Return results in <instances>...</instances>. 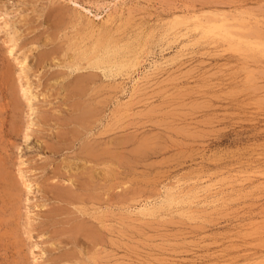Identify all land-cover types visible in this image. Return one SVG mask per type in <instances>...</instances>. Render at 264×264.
Segmentation results:
<instances>
[{
    "label": "rangeland",
    "instance_id": "374dc122",
    "mask_svg": "<svg viewBox=\"0 0 264 264\" xmlns=\"http://www.w3.org/2000/svg\"><path fill=\"white\" fill-rule=\"evenodd\" d=\"M116 1L0 0V264H246L253 255L264 260V58L250 73L246 61L254 64L252 57L187 36L167 43L159 32L160 21L181 7L243 5L260 13L264 0H126L111 37L123 43L138 37L125 41L132 48L146 37L150 52L146 47L141 64L124 73L88 69L78 53L102 34H88L85 23L99 28L100 16ZM14 40L18 50L11 54ZM24 53L30 57L22 68ZM70 58L87 69L68 65ZM80 74L86 82V75H95L94 83L87 85ZM81 79L86 100L71 90ZM27 86L32 91H24ZM79 100L98 110L94 115L80 107L96 119L79 114L91 127H83ZM75 119L83 121V136L74 133L82 131ZM90 142L97 153L108 151L106 162L103 155L81 153ZM73 180L91 186H72ZM68 187L81 193L73 198ZM169 187L197 192L173 209L165 199ZM146 201L163 202L155 206L159 213L165 201V215L140 218ZM77 226L96 227L101 239L92 242Z\"/></svg>",
    "mask_w": 264,
    "mask_h": 264
},
{
    "label": "bare ground",
    "instance_id": "6f19581e",
    "mask_svg": "<svg viewBox=\"0 0 264 264\" xmlns=\"http://www.w3.org/2000/svg\"><path fill=\"white\" fill-rule=\"evenodd\" d=\"M126 3V0H123V1H116V2H114L113 4H109L107 7L109 8V10L107 11V12H109V13H107L106 15H104V16H100V19L102 18V22H101V25H99L100 27L98 28L97 27V25L96 24H94V22H88V23H85V25L87 26V29L84 27V29H86V30H89V31H87L88 32V34H94V33H98V34H102V35H100L98 38L96 37L97 35H93L94 36V38L95 39H97L96 41H95V39L93 40L92 39V41H88L89 42V44H92L91 42H94L93 43V45H91V47H90V45H89V47L88 46H86L84 43H83V49L81 48L82 46H79L80 45V43L77 45V48H81L82 49V51H81V49H80V51L81 52H79L78 54V57H80V59H86L87 60V63H85V64H89V65H85L86 67H88V69H89V67H92V68H102L103 70H105L106 72H108V73H120V72H122V70H123V73H124V69L125 68H129L128 70H133V69H131V68H135L136 67V65L138 66V64H141L140 62H141V59H142V53H143V51L145 50V48L147 47L148 48V50H149V52H150V49H149V47L150 46H146L147 44V42H148V39H147V41H145V39H146V37L145 38H143L144 39V41L143 40H141V41H143V42H141V41H139V42H141L138 46H137V44H135V45H133L134 47L132 48V45L130 46V44H132L131 42H130V44L129 43H125V41L127 40V42H128V40L129 41H132L133 42V40H132V38H138V37H136V36H133V37H131V39H125V41H124V43H123V40H122V42L121 41H119V38L118 39H116L115 40V37H117V36H114V39L111 37V35L113 34V35H115L114 34V32L113 31H111V34H110V30H111V26H112V24L113 23H117V21L119 22L120 20H122V17H120V15H121V13H123V11H124V4ZM243 5H237V6H235L232 10H216V11H211V10H202V9H195V8H187V6L186 7H184L183 9H182V7L180 8V10H176V11H173L172 13H170L169 15H168V17H167V19H168V21H167V19L166 18H164V21L163 20H161L160 21V23L159 24H161V28L163 29L162 31H159V32H162V36L163 37H165V38H167V40L165 41V42H169V41H177L178 39H180L181 37H190V38H194L195 40H202V41H198L199 43L200 42H202L203 44L204 43H206V44H209V45H213V46H215V47H217V48H221V47H226V49H228V50H233V51H236V52H238L239 54H241V55H243V56H247V57H252L254 60H253V62H254V64L253 63H251L250 61H246V66H247V68H248V70H249V72L250 73H252V69L251 68H253V65H257V63H258V59L260 60V58H264V11H261L260 13H255L254 12V10H249V9H244L243 7H242ZM84 8V7H83ZM86 9V8H85ZM87 10H89V9H87ZM96 15H98V14H96ZM106 17V18H105ZM166 19V20H165ZM60 22L62 23V21H61V19H60ZM59 22V23H60ZM158 24V25H159ZM7 25V24H6ZM8 26V25H7ZM105 31H104V30ZM155 30V28L153 29V31ZM156 30H157V28H156ZM161 30V29H160ZM16 31V30H15ZM108 31V32H107ZM151 31L152 30H150V31H148V33H150V35L152 36V34H153V31H152V34H151ZM104 32V33H103ZM108 33V35H107V33ZM16 33H18V32H16ZM138 33V32H137ZM15 34V33H14ZM110 34V35H109ZM143 34V33H142ZM144 34H146V33H144ZM144 34H143V36H144ZM91 35V36H92ZM131 35V34H130ZM136 35V34H135ZM146 35H148L149 37H150V35L149 34H146ZM145 35V36H146ZM156 35V34H155ZM159 35V34H158ZM18 36V35H17ZM90 35H89V37H91ZM139 36H140V33H139ZM161 35H159V37H160ZM161 36V37H162ZM12 38H14L13 36H11ZM122 37L123 36H121V39H122ZM127 37H128V35H127ZM130 37V36H129ZM128 37V38H129ZM148 37V38H149ZM153 37L154 38H157L158 36L156 35V36H154L153 35ZM161 37L159 38V40H157V41H159L160 42V40H161ZM124 38H125V36H124ZM152 37H150V39H151ZM15 39V38H14ZM88 39V38H87ZM120 39V40H121ZM17 40V39H16ZM16 40H14V43H12V47H10V50H9V52L11 53V54H15V52H17V50H18V48H16V46H17V41ZM86 40V39H85ZM85 40H83V41H85ZM89 40H91V39H89ZM118 40V41H117ZM135 40H137V39H135ZM195 40H193L192 39V41H195ZM151 41V40H150ZM161 41H163V40H161ZM183 41V40H182ZM190 41V40H189ZM189 41H185V42H182L183 44H185V43H187V45H190V44H188V42ZM85 42H87V41H85ZM87 42V43H88ZM137 42H138V40H137ZM155 43H156V41H154ZM153 41H152V43H154ZM77 43V42H76ZM135 43V42H134ZM171 43V42H170ZM174 43V42H173ZM194 43V42H193ZM198 43V44H199ZM157 44V43H156ZM82 45V44H81ZM85 45V46H84ZM88 45V44H87ZM149 45V44H148ZM153 45V44H152ZM193 45H197V44H193ZM201 45V44H200ZM186 46V45H185ZM18 47V46H17ZM84 47L85 48H87V49H84ZM152 48V47H151ZM75 49V48H74ZM225 49V48H224ZM75 50H77V49H75ZM74 50V51H75ZM147 50V49H146ZM145 50V51H146ZM79 51V50H78ZM78 51H75V52H78ZM74 52V53H75ZM149 52L147 53V54H149ZM144 54H146V53H144ZM144 54H143V56H144ZM23 55V59H22V63L21 64H24L23 66H22V68L24 67H26V65H25V63L27 62V60L29 59V54L28 53H24V54H22ZM75 55V54H74ZM73 55V56H74ZM72 56V55H71ZM70 56V57H71ZM77 57V58H78ZM72 58H74L75 59V56L74 57H72ZM79 59V58H78ZM79 59V60H80ZM176 59V58H175ZM70 60H71V58H70ZM69 60V61H70ZM83 60H81V62L83 61ZM86 60H84V62H86ZM66 61H67V59H66ZM72 61V60H71ZM75 61H77V60H75ZM74 61V62H75ZM83 62V63H84ZM71 64H68V63H66V64H68V65H75V63H73V61L72 62H70ZM73 63V64H72ZM77 63V62H76ZM156 63V62H155ZM59 64V63H58ZM59 65H62V64H59ZM64 65V64H63ZM67 65V66H68ZM28 66V65H27ZM77 68H80V66H82V68L84 69V68H86V67H84V64H81L80 63V65L77 63V65H75ZM155 66V65H154ZM70 67V66H69ZM72 68H73V66H71ZM70 69L71 71L73 70L74 71V69H75V67H74V69ZM77 68H76V70H77ZM156 68V67H155ZM158 68V67H157ZM81 69V68H80ZM79 69V70H80ZM87 69V68H86ZM91 69V68H90ZM26 70H27V68H26ZM75 70V71H76ZM78 70V71H79ZM99 70V69H98ZM102 70V71H103ZM128 70H125L126 72H128ZM24 71H25V69H24ZM24 71H22V72H24ZM26 72V71H25ZM105 72V73H106ZM125 72V73H126ZM104 73V74H105ZM123 73H121V75H124ZM130 73V72H129ZM95 74V73H94ZM128 74V73H127ZM89 75H91L92 76V72H90V74L88 73V76ZM107 76H108V74H106ZM116 75V74H115ZM120 75V74H119ZM126 75V74H125ZM82 76L83 75H81L80 74V77L82 78ZM87 75H86V77H87V79L89 80V81H94V80H92V78L93 77H91V79H89V77H88ZM110 76H111V74H110ZM96 76L94 75V78H95ZM113 77H116V76H114V74H113ZM79 78V77H78ZM83 78H85V77H83ZM82 78V79H83ZM93 78V79H94ZM253 78H255L254 76H253ZM81 79V80H82ZM77 80V79H76ZM75 80V81H76ZM78 80H80V79H78ZM84 81L86 80V79H83ZM81 81V82H76L77 84L75 85V87L74 88H72L71 86V90L72 89H75V91H77V92H74L77 96H80L82 93H84V95L83 96H85V92H87L88 93V91H86L84 88V84H83V82L84 81ZM87 80V85H88V83H89V81ZM84 82V83H85ZM85 83V84H86ZM91 83V82H90ZM89 83V84H90ZM94 83V82H93ZM71 84H73V83H71ZM74 86V85H73ZM86 87H88V86H86ZM90 87V86H89ZM30 87H28L27 86V88H25L26 90H24V91H28V89H29ZM30 90L32 91V89L30 88ZM87 90H88V88H87ZM83 91H85V92H83ZM133 91H135L134 89H133ZM27 93V92H26ZM80 93V94H79ZM87 93H86V98L84 97V98H82V99H84V100H86L87 99ZM135 93H136V91H135ZM33 97V96H32ZM35 97H36V95H35ZM81 97H82V95H81ZM80 97V98H81ZM29 98H31V97H29ZM81 99V100H82ZM29 100H31V99H29ZM81 100H79L81 103H83V101H81ZM32 101H33V99H32ZM31 101V102H32ZM30 102V103H31ZM80 102H79V105H78V103H77V105L79 106L78 108H79V111H80V107H82V106H84L83 107V109L85 110V109H88V110H90L89 112H91V113H93L94 115H96L95 113H97V111L98 110H96L95 111V113L94 112H92V111H94L95 109L93 108V106H92V104H89L88 102H86V101H84V103H83V105H81L80 104ZM86 102V103H85ZM96 102H97V100H96ZM99 102V101H98ZM87 103H88V105H87ZM101 103V102H100ZM125 104H128V103H125ZM89 106V108L87 107V106ZM91 105V106H90ZM32 107V106H31ZM87 107V108H86ZM91 108V109H90ZM96 108V107H95ZM93 109V110H92ZM97 109V108H96ZM81 110H82V108H81ZM92 110V111H91ZM81 113V111L78 113V115ZM85 112L84 111H82V113L81 114H84ZM87 113H88V111H87ZM91 113H89L88 115L87 114H84V115H87V116H89V118H91L92 116V114ZM97 114H99V113H97ZM77 115V116H78ZM76 116V117H77ZM80 116V115H79ZM79 116H78V118H79ZM82 116V117H81ZM80 116V118L82 119L83 118V115H81ZM87 116H84L86 119H84L83 121H84V125L86 124L87 125V123H88V125L91 127L92 126V122H90L89 121V118L87 117ZM78 118H76V119H78ZM88 118V119H87ZM75 119V120H76ZM81 119H79V120H76V122H77V124H79L80 123V125L79 126H81V124H82V120ZM92 119H93V117H92ZM95 119V118H94ZM93 119V120H94ZM82 121V122H79V121ZM88 121V122H87ZM95 121H96V119H95ZM31 122H33V121H31ZM86 122V123H85ZM91 123V125H90V123ZM31 124V123H30ZM86 125L85 126H83V124H82V126L83 127H85V128H87L86 127ZM82 126L80 127L81 128V130L82 131H80V129H76V131H75V129H72V133H73V131H75L74 133L76 134V132H78V134H76V135H80V134H82V133H84V131H87V130H85L84 128H82ZM75 127H77V125L75 126ZM29 131V130H28ZM27 131V132H28ZM90 131H91V128H90V130H89V133H90ZM80 132H82V133H80ZM30 133H31V131H30ZM29 133V134H30ZM88 133V132H87ZM86 133V136L88 135ZM28 134V133H27ZM26 134V135H27ZM28 134V135H29ZM85 134V133H84ZM27 135V137L29 138V136ZM80 136H83V134L82 135H80ZM80 136H75V137H80ZM85 137V136H84ZM77 138H75V139H77ZM81 138V137H80ZM80 138H79V140H80ZM86 139H87V137H85ZM82 139H84V138H81V141H82ZM115 139V138H114ZM78 140V139H77ZM85 140V139H84ZM83 140V143H85V142H87V140H85L84 141ZM98 141V140H97ZM111 140H109V142H110ZM106 142V141H105ZM116 142V141H115ZM82 143V144H83ZM114 142H112V144H113ZM91 144H93V143H91L90 142V144L88 143V148H92L91 149V151L92 152H90V151H87L89 154H87V152H86V149H88V148H86V145L84 146V144H83V148H81V150L82 149H84L85 151L84 152H81L82 154L84 153V156L86 157V155H90V154H92L93 155V157L94 158H96L97 157V159H98V154H100V153H97L96 151H94V150H96V149H93V147H91L90 145ZM98 145L100 144V143H97ZM102 144V143H101ZM99 145L100 146V148H101V150H102V148H105L106 146H104V144L103 145ZM105 145H107L108 146V144H105ZM110 146V145H109ZM108 146V147H109ZM113 146V145H112ZM112 146H111V148H112ZM115 146V145H114ZM117 146V145H116ZM85 147V148H84ZM107 147V148H108ZM94 148H96V144H95V147ZM99 148V147H98ZM97 148V151L98 152H100L99 151V149ZM106 148V149H107ZM110 148V147H109ZM108 148V149H109ZM104 150V149H103ZM114 150V149H113ZM115 150H116V148H115ZM83 151V150H82ZM110 152H111V150H109ZM86 152V153H85ZM107 152L108 151H106L105 152V154H106V156L108 155L107 154ZM103 153V151H101V156H102V158L101 157H99L101 160L103 159L104 160V156H105V154H102ZM113 153V152H112ZM111 153V154H112ZM116 153V151H114V154ZM86 154V155H85ZM110 154V155H111ZM99 155V156H100ZM84 156H83V159L82 160H86L87 159V162H88V160L90 159V157H88V158H84ZM108 157V156H107ZM111 157H114V158H112V159H116L115 158V156H112L111 155ZM92 158V157H91ZM93 159V158H92ZM92 159H91V161H92ZM97 159H94L93 161H95V160H97ZM106 159V158H105ZM108 160V159H107ZM90 161V160H89ZM90 161V162H91ZM105 161V160H104ZM102 162V163H104L105 164V162ZM111 160L109 159V161L108 162H110ZM113 162H115L114 160H112ZM86 162V161H85ZM84 162V164L86 165L87 163H85ZM97 162V161H96ZM89 163V162H88ZM92 163V162H91ZM98 163V162H97ZM97 163H96V166H97ZM102 163H100V164H102ZM110 165H112L111 163H109ZM115 164H116V162H115ZM114 163H113V165L112 166H116ZM127 164V163H126ZM106 166H108V164L106 163L105 164ZM95 166V165H94ZM84 167V166H83ZM82 167V169H84ZM111 168V167H110ZM111 169H113V168H111ZM95 170V169H94ZM112 171H114V169L112 170ZM94 172V171H93ZM85 173V172H84ZM83 173V174H84ZM94 175H97L96 173H94ZM98 175H99V173H98ZM70 176V175H69ZM68 176V177H69ZM76 176V178H77V176H78V174L77 175H75ZM90 177V179L92 178V180H93V178L94 179H96L97 177L95 176V177H91V176H93V175H89ZM71 177V176H70ZM73 177H74V175H73ZM89 179V183H90V180ZM190 179V178H189ZM67 180H68V178H67ZM75 180V179H74ZM74 180H73V184H72V182H70L71 184L70 185H72V186H78L79 184L77 183L76 184V181L77 180H79V178L78 179H76V181H75V183H74ZM65 181V180H64ZM69 181H72V179H69ZM86 181L87 180H85V181H81L82 183V185L84 184H86V185H89V183H88V181H87V183H86ZM186 181H188V180H186ZM78 182V181H77ZM85 182V183H84ZM185 182V181H184ZM97 183V179H96V182L94 183V184H96ZM99 183V182H98ZM98 183H97V185H98ZM81 184L79 185V186H81ZM91 184V183H90ZM85 185V186H86ZM99 185H101L100 183H99ZM180 186H181V184H179ZM183 185V184H182ZM89 186H91V185H89ZM93 186V185H92ZM112 186V185H111ZM110 186V187H111ZM94 187H96V186H94ZM172 187V186H171ZM175 187H177V185L175 186ZM69 188L70 187H68V190L67 191H70V190H72L71 191V193H72V195L71 194H67V195H70V196H74L73 198H75V196L76 195H78L79 193H81V192H79V193H77V191L75 192L73 189H70L69 190ZM77 188V187H76ZM79 188V187H78ZM81 188V187H80ZM88 187H86V189H87ZM92 188V187H91ZM173 188H174V186H173ZM180 188V190H178V193L177 192H171L170 191V189H172V188H167V189H169V191H170V193H167L166 194V202H168L171 206L170 207H173V206H175L177 203H179V205H180V203H183V202H186V204H184L183 203V205H187V202H191V200H190V198H191V195L194 193V194H196V192L197 191H193V190H191V192L189 191V190H185L186 192H188V193H186V194H184V192H181L182 190V188L181 187H179ZM82 189V188H81ZM106 189H109V188H106ZM178 189V188H177ZM85 190V189H84ZM88 190H89V188H88ZM91 190H93V188L91 189ZM90 190V191H91ZM94 190H95V188H94ZM96 190L98 191L99 189L96 187ZM110 190H111V188H110ZM166 190V189H165ZM64 191H66L65 189L63 190V192ZM82 191V190H81ZM89 191V192H90ZM177 191V190H176ZM180 191V192H179ZM192 191H193V193H192ZM60 192H62V191H60ZM61 193V194H63V196H61L62 198H64L65 196H66V193L64 194V193ZM73 192H75L74 193V195H73ZM88 192V193H89ZM67 193H70V192H67ZM86 193H87V190H86ZM86 193H85V191H84V194L86 195ZM183 193V194H182ZM190 193H192L191 195H190ZM76 194V195H75ZM83 193H82V195H84ZM59 195H60V193H59ZM81 195V194H80ZM79 195V196H80ZM89 195V194H88ZM88 195H86V196H88ZM91 195V197L90 198H93L92 196L94 195H96V194H94V191L92 192V194H90ZM99 195V194H98ZM164 197H165V195H163ZM60 197V196H59ZM88 197V198H89ZM195 197V196H194ZM198 197V196H197ZM71 198V197H70ZM162 198V197H161ZM193 198V197H192ZM191 198V199H192ZM87 199V198H86ZM163 200H164V198H162ZM64 200V199H63ZM69 200V199H68ZM80 200V199H79ZM161 200V199H160ZM78 201V200H77ZM151 201V200H150ZM154 201V200H153ZM152 201V202H153ZM157 202H161V201H159V200H156ZM67 202V201H66ZM152 202H147L146 201V203L145 202H142V203H145L142 207H141V209H140V214H141V216H140V218L143 216V217H145V218H147L148 216H158V215H162V209L164 208V206L166 205L165 204V201H164V206H162L163 208L160 210L161 212L159 213L157 210H158V208H155V206H157V205H159V204H154V203H152ZM193 203L191 204V206L193 205V204H195L194 203V201H192ZM68 203V202H67ZM163 203V202H162ZM161 203V205H163ZM73 204V203H72ZM173 204V205H172ZM175 204V205H174ZM189 204V203H188ZM190 204H189V207H187L186 206V208H187V210L188 211H192V213L194 212L191 208H193V207H191L190 206ZM161 205H159V206H157V207H160L161 208ZM166 207V206H165ZM176 207V206H175ZM175 207H173V209L175 208ZM181 206H179V208H180ZM138 208H140V207H138ZM176 208H178V207H176ZM183 208V207H182ZM181 208V209H182ZM190 210H189V209ZM135 209H137V208H135ZM165 209H168V207H166V208H164V210ZM172 210V209H171ZM176 210H178V209H176ZM169 211H170V208H169ZM137 212H138V210H137ZM172 212V211H171ZM184 212V210L182 211V212H180V214L181 213H183ZM156 213H158V214H156ZM194 213H196V212H194ZM166 214H167V212H166ZM186 213H184V214H182V215H185ZM139 215V214H138ZM165 214H163L162 216H164ZM192 215V214H191ZM194 215H196V214H194ZM193 215V216H194ZM186 216L187 217H189V215H187L186 214ZM142 217V218H143ZM145 218H143V219H145ZM150 218V217H149ZM153 218V217H152ZM190 219H195V217L194 218H190ZM85 220V219H84ZM83 220V221H84ZM87 220V219H86ZM83 221H82V223L80 224V223H78V221L77 222H75V224H77L78 223V225H85L84 223H83ZM87 224H89V225H91L90 223H87ZM73 226V225H72ZM78 227V226H77ZM73 228H76L75 226L74 227H72V229L71 230H74ZM93 228V229H92ZM92 228H90V226H88V227H84L83 228V226L80 228V227H78L77 229H78V232L80 231V233H83V232H81V231H84L85 233H87V236L90 238V239H92V242H94V241H96L98 238H99V236H102L97 230H95L96 229V227H92ZM95 228V229H94ZM80 229V230H79ZM77 232V231H76ZM74 233V232H73ZM75 234V233H74ZM77 235H78V233H76ZM77 235H76V237H77ZM82 235V234H81ZM86 235V234H85ZM74 237H75V235H74ZM99 239H101V238H99ZM75 240V239H74ZM76 241V240H75ZM79 242V241H78ZM98 241H96L95 243H97ZM75 244H78L77 243V241H76V243ZM94 244V243H93ZM262 257V256H261ZM260 256H258V257H256V256H249V257H247V258H245L244 260H246V264H262V263H264V260H262V259H260L261 258ZM77 258V257H76ZM263 258V257H262ZM72 260V259H71ZM74 260V259H73ZM70 261V260H69ZM76 261H78V260H75V261H73V262H76ZM77 263V262H76Z\"/></svg>",
    "mask_w": 264,
    "mask_h": 264
}]
</instances>
